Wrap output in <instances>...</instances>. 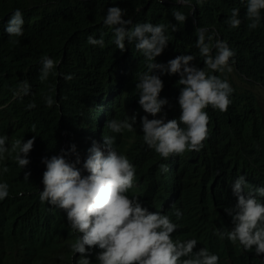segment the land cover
I'll use <instances>...</instances> for the list:
<instances>
[{
	"label": "clouds",
	"instance_id": "1",
	"mask_svg": "<svg viewBox=\"0 0 264 264\" xmlns=\"http://www.w3.org/2000/svg\"><path fill=\"white\" fill-rule=\"evenodd\" d=\"M159 2L170 13L158 11L166 23L132 15L125 20L126 9H107L103 23L113 29L115 46L145 63L132 69L134 60L127 58L126 73L122 60L108 72L114 77L104 90L119 91L113 103L106 99L84 116H61L63 149L72 152L69 162L68 153L34 156L35 136L24 142L16 128L0 130V168L12 153L21 169L37 164L24 175L36 189L33 200H27L32 196L28 185L19 193L0 176V244L9 264H218L219 256L202 242L207 231L227 242L230 257L224 264H264V108L253 92L264 93V0ZM149 10L150 1L137 13ZM24 23L16 9L6 36L22 37ZM87 43L103 48L105 42L89 35ZM180 45L194 52L187 54ZM41 65V82L50 74L63 75L47 55ZM157 72L168 79L163 82ZM130 92L131 105L138 104L126 111L131 118L110 120L102 113L124 110ZM29 94L30 84L23 81L15 95ZM45 103L52 107L55 102L48 95ZM247 112L251 132L244 135L236 124ZM136 121L137 132L122 148L108 130H134ZM139 134L162 162L160 179L155 167L147 178L140 177V160L150 157L138 152ZM237 141L243 159L220 197L219 179L227 173L216 166L211 151ZM190 156L206 169L192 167ZM195 190L212 202L205 208L204 200L191 202ZM228 198L229 209L223 212L220 201Z\"/></svg>",
	"mask_w": 264,
	"mask_h": 264
},
{
	"label": "trees",
	"instance_id": "2",
	"mask_svg": "<svg viewBox=\"0 0 264 264\" xmlns=\"http://www.w3.org/2000/svg\"><path fill=\"white\" fill-rule=\"evenodd\" d=\"M149 1L153 10L137 13V9L146 7ZM113 6L126 9L127 14L123 17L125 20L132 15L137 18L158 19L166 23L163 14L158 11L165 12L170 17V13L159 0H0V130L4 131L7 126L14 127L17 139L24 142L35 136L34 156L45 153H50L51 156L68 153L65 159L69 162L72 152L63 149L64 132L60 128V125H63V121H60L61 116L67 113L84 116L88 110L105 105L106 99H109L107 103H113L118 97V89H104L112 86L109 79L114 75L108 72L115 68L120 60L123 61L122 72L125 73L130 65L127 58L134 60L132 69L144 66L145 61L140 60L139 55L132 51L123 53L113 43V29L103 23L107 9ZM16 9H20L23 14L24 34L20 38H8L5 28ZM89 35L95 39L103 38L104 47L88 44ZM170 42L176 44L175 37H171ZM174 48L171 46L172 50ZM178 49L182 51L187 49L185 52L187 54L194 52L193 47L187 45H180ZM45 55L56 61L58 65L54 69L56 73L72 75L74 78L66 81L63 75L50 74L47 81L41 82L39 80L41 58ZM156 74L163 82L168 79L160 72ZM249 74L252 79H257L253 72ZM23 81L30 84V94L16 96L15 93L19 91ZM48 95L55 102L52 107H48L45 103V97ZM131 95L132 92L128 93L122 102L125 109L120 112L118 110L116 115L113 116L111 109L103 110L102 113H106L110 120L123 121L127 117L131 118L132 116L127 115L126 111L137 109L138 106L137 103L134 107L131 105L133 104ZM29 103H35L36 107L28 109ZM117 103L119 104L120 101ZM235 108L236 105L232 109V115L236 114ZM250 124L251 113L247 112L237 122V131L240 134H249ZM133 129L123 130L121 133H114L109 129L108 132L109 135L114 134L117 144L123 148L137 132V121L133 124ZM136 137L141 157H150L147 161L140 160L138 165L140 177L147 178L148 170L155 167L160 179L162 175L160 158L144 147L140 134ZM15 155L16 153H12L11 156L5 157L7 163L0 168V176L6 180V183L8 182L11 189L19 193L28 185L32 196L27 200H33L36 189L34 185L28 184L29 179H24V175L36 168L37 164L34 162L26 169H21L15 161ZM211 156L216 166L223 167V171L227 173L219 179V196L222 197L228 177L232 176L236 165L243 159L240 142L237 141L231 148H226L225 144H222L211 151ZM188 160L192 167L206 169L199 160L191 156ZM5 168L8 169L7 172L4 171ZM191 195L194 200L190 201L193 203L199 199L202 202L206 201L202 203L204 208L206 203L212 202V197L203 198L201 191L195 190ZM220 203L223 212L229 209V198L222 199ZM219 228L216 226L215 230ZM202 242L210 253L219 256L218 264H224L230 257L227 242L218 240L215 232L207 231L202 237ZM0 264H9L4 243L0 244ZM235 264H249V262Z\"/></svg>",
	"mask_w": 264,
	"mask_h": 264
},
{
	"label": "rangeland",
	"instance_id": "3",
	"mask_svg": "<svg viewBox=\"0 0 264 264\" xmlns=\"http://www.w3.org/2000/svg\"><path fill=\"white\" fill-rule=\"evenodd\" d=\"M240 87L245 88V86L243 85H240ZM253 92L258 95V100L263 104V108H264V93L257 92V91H253Z\"/></svg>",
	"mask_w": 264,
	"mask_h": 264
}]
</instances>
